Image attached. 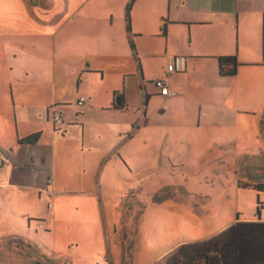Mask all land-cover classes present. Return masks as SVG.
<instances>
[{"label":"crops","instance_id":"1","mask_svg":"<svg viewBox=\"0 0 264 264\" xmlns=\"http://www.w3.org/2000/svg\"><path fill=\"white\" fill-rule=\"evenodd\" d=\"M24 6L20 0H0L2 12L21 11ZM67 8L72 15L63 26L82 33L78 31L81 36L62 41L57 39L58 44L66 42L67 47L73 46L77 53L71 57L82 59L70 66L56 57L49 79L54 82L51 89L26 86L28 74L11 77L19 72L9 61V75L2 74L4 78L0 79V174L26 171L25 163L33 158L32 153L24 148L18 150L16 144L32 148L38 146L40 139L35 145L18 140L34 134L41 138L45 134L24 131L21 119L33 122L41 113L27 116V108L23 104L22 110L17 108V100L19 104L20 100L24 103L27 99L37 100L36 95L45 92L50 102L46 105L48 120L49 111L62 114V126H68L64 136L55 134L56 137L64 139L71 133L74 136L71 135L69 144L72 148L59 154L56 160L51 157L57 166L65 158L66 171L76 174L70 178L74 191L69 193L72 196L67 205L73 213L67 209L66 222L77 229V235L71 236L70 254L57 251L56 246L53 250L48 248L61 255L55 259H63L61 263L67 264H165L181 245L205 241L238 219L264 222L261 213L264 205L255 219L252 215L246 217L236 204L235 193L245 190L247 185L235 177L236 161L230 159V155L247 156L254 151L264 156V0H69ZM221 57L236 58L238 68L234 77L220 75ZM169 64H174L173 72L166 74ZM70 78L73 85L74 80L78 81L67 90L63 82ZM162 78L167 79L174 96L160 95L155 82ZM80 99L86 100L83 106L78 104ZM195 161L202 167L210 165V174L215 173L210 177L214 181L208 178L205 185L227 189L231 184L237 188L228 196L233 214L239 215L235 220L233 217L230 223L204 237L171 241L169 232L159 231L160 237L155 238L156 231L148 232L146 245L141 248H137L138 243L131 247L126 242L108 243L105 203L102 201L101 205L95 196L108 185L110 175L123 190L119 192L120 199L132 200L136 199L137 191L144 194V188L140 187L145 181L142 177L151 175L149 180L162 182L159 188L156 186L157 190H172L170 196L159 195L155 199L157 205L180 206L179 210L169 207L173 217H180L187 197L185 175L196 170L190 168V162ZM213 166L225 167L227 179L225 173L220 176V168ZM15 175L26 177L27 183H31V177L18 172ZM2 182L0 205L10 203L22 209L25 204L19 201L22 197H9L5 192L15 185ZM49 182L53 188L35 184L37 201L43 200V194L50 199L54 197L55 179ZM80 188L91 190L84 193ZM205 195L211 201L216 198L200 192L197 197L201 203ZM36 205L37 210L23 213L24 221L31 227V222L37 225L41 220L46 224L43 229L53 232L56 223L55 215L51 214L59 203H48L49 213L39 203ZM0 212L3 215L5 209L0 208ZM197 213H202L200 208ZM215 216L218 220L220 214L216 212ZM170 241L172 244L167 246ZM126 253L130 255L125 260ZM139 254L141 257H137Z\"/></svg>","mask_w":264,"mask_h":264},{"label":"rangeland","instance_id":"2","mask_svg":"<svg viewBox=\"0 0 264 264\" xmlns=\"http://www.w3.org/2000/svg\"><path fill=\"white\" fill-rule=\"evenodd\" d=\"M20 1L25 4L21 11L16 10L6 13L2 12L0 8V79L4 78L2 74H5V76L9 75L7 72V62L9 61L19 72L16 76L13 75L11 77L17 78L19 74L23 76L28 74V82H25L27 83L26 86L35 87L37 90H41V88L51 89L54 82L49 79L50 74H53L51 73V68L53 61H56V57L59 60L63 59L64 63L70 66H73L74 64L72 63H75L77 60L82 59L81 57L79 59H73L71 56L77 53L76 49L73 46L67 47L66 42H64V45H60L58 44V40L62 41L63 38H69L70 36H81L77 32L81 31L82 33V30L77 28L76 30H72L69 27L63 26L66 24V19L70 20L72 15L71 11L67 8L69 0H42L37 6H33L32 2L38 0ZM12 7L16 9L13 4ZM58 27H61V30ZM68 71H71V67L68 68ZM76 81L78 80H74L75 86ZM63 85L66 86L67 90H70L73 85L72 79L70 78V81H64ZM21 86L24 85L21 84ZM56 87L54 86V89ZM44 93L42 92L36 95L37 100L31 99L32 102L30 99H27L25 103L20 100V104L18 100L16 101V104H18L17 108H20V110H22L21 104L27 108V116L31 115L34 117L39 112L41 113V116L35 117L33 122L30 119H26V122L24 119H21L26 127L24 131H44L45 134L41 136L38 146L29 148L27 145L19 147L16 144L18 150L24 148L32 153L30 157L33 158H29L25 163L26 171H11L8 175L0 174V181H3V184L12 182L15 185L14 189H6L5 192L7 195L16 199L21 196L22 198L19 201L25 203L22 209H18L17 206L15 207L10 203H6L3 206L0 205V208L3 207L5 209L3 215L0 212V264H36L37 259L40 260L41 264H67L66 262L61 263L63 259L59 261L55 259L61 255L49 251L48 248L53 250V246H56L57 251L59 249L66 252V255L70 254L69 252L72 250L70 247L71 236L74 234L77 235V229L68 225L66 222L67 209L69 208V211L73 213L72 209L67 205V200L72 196L69 193L74 191L72 188L74 187V183L70 178H75L76 174L70 173L71 170L70 172L68 170L66 171L65 158H61L60 161L62 164L60 163L58 166L55 165L51 158L53 156L54 160H56L59 154H64L72 148L69 144L70 140H72L71 135L72 138L74 136L71 133L64 139L56 137L55 134L64 136V133L68 131V126H58L56 128L58 132L53 130V112L49 111L48 120L46 105L50 102L48 96ZM23 95L26 96L24 93ZM32 123L33 125H31ZM89 126L88 129L91 128ZM15 127L17 126L13 115V128ZM92 128L98 129L97 126ZM48 132L52 135L46 134ZM73 154L74 152L72 156ZM9 157H12V155L9 154ZM230 159H233V162L236 161L235 168L238 173L234 174L235 177L240 178L241 183L247 185V188H243L245 190H240L235 193V202L242 208L246 217L252 215V217L258 219V202L264 205V192H259L257 189L259 185L264 184V156L254 151L253 155L251 153L247 156L230 155ZM31 163L34 164L32 165ZM190 163L192 164L190 168L194 169L196 167V170L187 172L185 175L187 182L184 184L188 186L187 197L186 204L182 206L184 210L181 212L180 217H173L172 210L170 209L179 210L180 206L157 205L155 199L162 193L164 196H170L172 190H157L156 186L159 188L162 182L149 180L151 175L147 174L142 177L145 181L141 183L140 187L144 188V194L140 190L137 191V194H134L136 199L133 200L131 197L120 199L119 192L123 190L120 188L121 186L115 185L114 177L110 175L107 180L108 185L104 186L95 196L96 201H101V205L102 201L105 203L106 217L104 221L109 230L107 233L108 243L121 245L126 242V246L130 247L138 243L137 248H141L146 245L145 242L148 239V232L155 233L156 231L154 234L155 238L160 237L159 231H167L169 232L168 237L171 241L173 239L176 241L184 238L204 237L205 235L215 233L222 225L230 223L233 217L235 220L239 215L236 213L233 214V203L230 202L231 199L228 196H232L235 192L234 190L237 188H233L231 184H229L227 189L205 185L206 179L208 178L210 181H214L213 178H210L215 174H210V171H212L211 166L202 167L203 164L200 163L198 165L197 161ZM213 168H220L222 171L220 176L225 173L224 176L227 179L228 176H226L227 170L225 167L221 169V166H213ZM17 172L31 177V183H27L26 177L21 176L17 178V175H15ZM142 173H145V171L140 172V174ZM158 176L159 174L156 173V179ZM49 179H55V188L54 190L52 189L54 191V197L50 199L46 194H43V200L37 201L34 190L36 187L35 184H38L40 188H44L48 185L47 182ZM25 186L29 188H25ZM87 190L91 189L80 188L79 191L87 193ZM200 192L203 194H212L216 198L211 201L205 195L204 201L201 203V200L197 197V194ZM2 196L3 191L0 190L1 199H3ZM56 202L59 205L53 208V214H51L55 215L54 221L56 223V229L53 232H46L43 229L46 224L41 220H39L41 222L37 220V225L31 222V227L28 226L27 220L24 221L23 213H30L33 209L37 210L38 205L36 204L39 203L43 211L47 210V213H49L48 203L57 205ZM199 208L202 213L198 215L197 211ZM216 212L220 214L218 220L215 216ZM261 213L262 217H264V209ZM16 225H18V228H14ZM19 237H23L27 241ZM171 241L166 245H171ZM32 244H37L42 248L36 249ZM128 250L130 251L132 249L128 248ZM63 255L65 257V254ZM80 255H83V253H80ZM129 255L126 253L125 260L128 259ZM40 257L41 259H39ZM137 257H141V254Z\"/></svg>","mask_w":264,"mask_h":264},{"label":"trees","instance_id":"3","mask_svg":"<svg viewBox=\"0 0 264 264\" xmlns=\"http://www.w3.org/2000/svg\"><path fill=\"white\" fill-rule=\"evenodd\" d=\"M218 61L221 76L234 77L236 75L238 62L235 57H221ZM79 102L80 100L78 104ZM84 104L85 102L79 105ZM57 115L53 113L52 117L55 132H58L55 128L62 126L54 122V117ZM39 139L40 135L34 134L18 141L35 145ZM257 189L264 191V185L258 186ZM262 207V203L258 202V216ZM165 264H264V222L238 219L219 234L205 241L181 245L166 260Z\"/></svg>","mask_w":264,"mask_h":264},{"label":"built area","instance_id":"4","mask_svg":"<svg viewBox=\"0 0 264 264\" xmlns=\"http://www.w3.org/2000/svg\"><path fill=\"white\" fill-rule=\"evenodd\" d=\"M174 64H169L166 74H171L173 72ZM156 87L158 88L160 95L162 97H172L174 96V93L171 91L169 83L166 78L159 79L155 82ZM85 102L84 99H80L79 104L82 105ZM54 122L57 125H63V120H62V115L58 114L57 116L54 117ZM49 187H51V182H49Z\"/></svg>","mask_w":264,"mask_h":264}]
</instances>
